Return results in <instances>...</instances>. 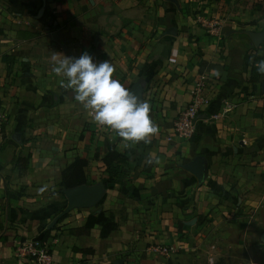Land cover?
<instances>
[{"label": "crops", "instance_id": "crops-1", "mask_svg": "<svg viewBox=\"0 0 264 264\" xmlns=\"http://www.w3.org/2000/svg\"><path fill=\"white\" fill-rule=\"evenodd\" d=\"M41 6L0 0V264H40L17 256L15 241L47 228L51 203H66L61 170L111 145L135 149L127 177L56 223L45 241L50 264H264V39L255 46L248 35L264 31V0H45L37 17ZM83 52L108 60L127 89L141 84L158 128L150 143L123 141L61 86L53 57ZM202 79L207 110L189 138L175 136ZM226 101L228 114L205 119ZM195 156L205 162L200 180L182 166ZM102 171L90 163L91 184ZM92 210L111 211L117 227L106 238L98 225L66 232ZM152 243L182 248L160 257Z\"/></svg>", "mask_w": 264, "mask_h": 264}, {"label": "clouds", "instance_id": "clouds-1", "mask_svg": "<svg viewBox=\"0 0 264 264\" xmlns=\"http://www.w3.org/2000/svg\"><path fill=\"white\" fill-rule=\"evenodd\" d=\"M62 56L53 57L51 70L63 77L62 87L73 90L74 100L91 110L95 122L111 128L125 142L150 143L158 132L149 115L150 104L113 78L114 67L108 60L96 62L88 52L79 57ZM256 67L264 73V60Z\"/></svg>", "mask_w": 264, "mask_h": 264}, {"label": "trees", "instance_id": "trees-1", "mask_svg": "<svg viewBox=\"0 0 264 264\" xmlns=\"http://www.w3.org/2000/svg\"><path fill=\"white\" fill-rule=\"evenodd\" d=\"M135 156V149L128 148L123 151H119L114 145L108 147L103 154L98 151H94L91 157L76 156L69 165L61 170V180L59 185L62 188H71L80 184H91V181H89L87 177L90 163L93 161H99L103 166L102 173L104 177L102 180L105 187L107 189H112L114 185L122 184V181L127 177L128 169L131 168L130 166L132 165V161ZM28 157L29 155H26L23 158L19 157L20 159L18 158V160H23L25 163L24 166H26ZM62 197L65 198L63 194ZM65 204L66 203H51L49 206V208H53L51 216L54 217L61 212L65 207ZM66 216L67 213L60 217L57 223ZM94 225H98L100 227V238H106L110 232L117 227V223L115 222L111 211L100 210L95 212L92 210L82 225L69 228L66 232L72 235H87L90 233V230ZM1 227L2 224L0 222V229ZM55 228L56 223L51 228L44 227L43 231L38 233L35 238L40 241H46L50 236L51 230ZM76 250L80 252L92 251L89 248Z\"/></svg>", "mask_w": 264, "mask_h": 264}, {"label": "built area", "instance_id": "built-area-1", "mask_svg": "<svg viewBox=\"0 0 264 264\" xmlns=\"http://www.w3.org/2000/svg\"><path fill=\"white\" fill-rule=\"evenodd\" d=\"M202 24H206L203 19L198 18ZM218 24L214 22L211 24V29L215 28V25ZM210 26V25H209ZM215 30V29H213ZM205 83L202 80L197 81L191 90V98L187 105L178 113L176 119L173 122L172 130L175 136L189 138L194 130L195 125L198 119V114L204 110H207L209 99L204 93ZM233 104L229 101L224 103V107L219 109L215 113L209 114L205 119L208 121L216 120L222 118L225 114H228L232 108ZM92 114V112H90ZM2 129V115L0 113V132ZM169 138V137H167ZM14 251L17 256L24 257L27 259L34 260L40 264H50L51 257L48 252L45 241H40L35 237L29 240H19L15 241ZM181 244L171 243V244H162V243H152L148 246L147 250L153 255L160 257H169L171 255L177 254L181 250Z\"/></svg>", "mask_w": 264, "mask_h": 264}, {"label": "water", "instance_id": "water-1", "mask_svg": "<svg viewBox=\"0 0 264 264\" xmlns=\"http://www.w3.org/2000/svg\"><path fill=\"white\" fill-rule=\"evenodd\" d=\"M44 1L42 0V6L38 10L37 17H39L43 11ZM167 34H176L173 27L166 30ZM253 44L258 46L264 39V31H248ZM139 99L142 100L143 88L140 83L135 82L129 89ZM185 170L193 174L198 180L202 179L205 175V162L201 156H195L190 161L182 165ZM105 184L102 181L92 184H80L71 188L61 189L62 194L65 197V207L59 212L47 225V228H51L58 219L64 214L76 208H91L95 206L103 197L105 192Z\"/></svg>", "mask_w": 264, "mask_h": 264}, {"label": "rangeland", "instance_id": "rangeland-1", "mask_svg": "<svg viewBox=\"0 0 264 264\" xmlns=\"http://www.w3.org/2000/svg\"><path fill=\"white\" fill-rule=\"evenodd\" d=\"M252 5H254V4H252ZM262 60H264V49H263V54H262ZM91 112V110L89 111V114L92 116V114L90 113ZM107 139V138H106ZM102 177V176H101ZM100 177V179H101V181L103 182V180H102V178ZM175 255V254H174Z\"/></svg>", "mask_w": 264, "mask_h": 264}]
</instances>
